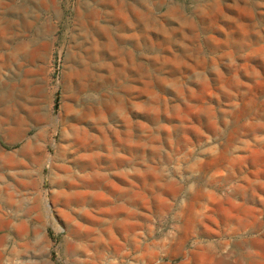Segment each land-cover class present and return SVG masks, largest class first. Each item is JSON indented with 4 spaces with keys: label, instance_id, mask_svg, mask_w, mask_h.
I'll list each match as a JSON object with an SVG mask.
<instances>
[{
    "label": "rangeland",
    "instance_id": "1",
    "mask_svg": "<svg viewBox=\"0 0 264 264\" xmlns=\"http://www.w3.org/2000/svg\"><path fill=\"white\" fill-rule=\"evenodd\" d=\"M3 264H264V0H0Z\"/></svg>",
    "mask_w": 264,
    "mask_h": 264
},
{
    "label": "crops",
    "instance_id": "2",
    "mask_svg": "<svg viewBox=\"0 0 264 264\" xmlns=\"http://www.w3.org/2000/svg\"><path fill=\"white\" fill-rule=\"evenodd\" d=\"M3 257H4V255L2 256V255L0 254V264H3V263L1 262Z\"/></svg>",
    "mask_w": 264,
    "mask_h": 264
}]
</instances>
